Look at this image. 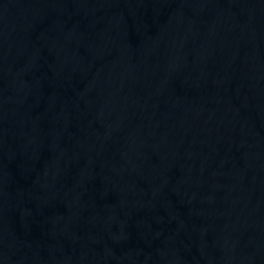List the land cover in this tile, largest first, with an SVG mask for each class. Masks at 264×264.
<instances>
[{
	"label": "water",
	"instance_id": "water-1",
	"mask_svg": "<svg viewBox=\"0 0 264 264\" xmlns=\"http://www.w3.org/2000/svg\"><path fill=\"white\" fill-rule=\"evenodd\" d=\"M0 264H264V0H0Z\"/></svg>",
	"mask_w": 264,
	"mask_h": 264
}]
</instances>
